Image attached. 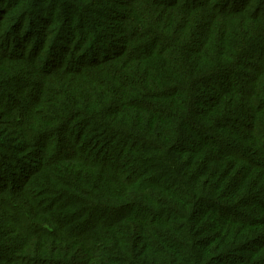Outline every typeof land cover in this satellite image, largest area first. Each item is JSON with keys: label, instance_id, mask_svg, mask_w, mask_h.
<instances>
[{"label": "trees", "instance_id": "1", "mask_svg": "<svg viewBox=\"0 0 264 264\" xmlns=\"http://www.w3.org/2000/svg\"><path fill=\"white\" fill-rule=\"evenodd\" d=\"M0 264H264V0H0Z\"/></svg>", "mask_w": 264, "mask_h": 264}]
</instances>
